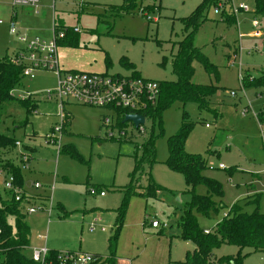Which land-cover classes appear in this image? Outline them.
I'll return each instance as SVG.
<instances>
[{
    "label": "rangeland",
    "instance_id": "obj_1",
    "mask_svg": "<svg viewBox=\"0 0 264 264\" xmlns=\"http://www.w3.org/2000/svg\"><path fill=\"white\" fill-rule=\"evenodd\" d=\"M3 1H7L11 10V0L0 3ZM201 2L136 0L115 11L122 7L123 0H41L38 14L29 6L16 8L14 24L18 28L21 23L29 39L39 36L46 40L52 37L54 22L67 28L77 27L80 30L75 35L77 41L72 46L62 43L58 46V62L64 71L128 75L134 69L143 78L173 81L171 58L176 51L175 43L184 36L181 18L189 16ZM244 2L249 11L235 14L226 4L225 11H231L235 17L231 23L224 22L212 5L194 35V45L217 69L215 75L198 61L192 63L194 84L217 87L208 99V108L175 101L161 111V124L146 116L138 130L131 122L120 125L119 116H113L114 127H100L101 115H115L113 110L70 103L66 111L71 121L64 127L61 138L65 149L56 154L51 146L44 145L45 134L53 125H60L58 103L46 98L47 91L56 84V77L51 71H39L32 80L23 77L14 95L20 99L30 96L34 108L29 112V105L13 100L0 110V133L21 143L3 151L1 159L20 170L27 196H48L24 204L32 249L42 247L46 237L48 249L108 257V239L119 225L118 209L124 188L130 182L133 156L136 153L138 159L142 158L143 144L153 137L156 162L150 167L144 164L139 185L147 186L150 175L166 190L158 193V198L137 194L129 197L118 229L115 264H184L185 253L194 250L191 241L177 237L180 205L189 200L188 187L182 176L170 171L164 163L168 157L167 138L179 131L183 113L185 120L193 123L184 143L186 151L206 159L204 174L216 179L224 192L220 200L226 208L208 217L196 215L199 226L213 229L236 202L248 203L244 211L250 213L256 207L252 202L258 199L259 211L264 213V147L257 118L264 107V92L244 87L237 67L229 64V55L237 52L243 79H253L264 68V16L255 12L254 0ZM5 12L6 9L3 14L0 12L1 21L5 20ZM254 20L258 23L256 29ZM254 31L261 34L255 36ZM4 35L0 43L10 38L7 32ZM16 45L21 47L22 43L11 41L6 48L10 51ZM163 57L165 65L161 66ZM122 59L131 62L134 68H126ZM230 91L236 95H230ZM120 130L125 131L126 138L120 136ZM73 148L79 157L68 152ZM25 152L32 157L27 163L20 161L21 153ZM9 173L8 169L3 171L4 175ZM3 180L0 176L1 193ZM35 181L42 187L32 188ZM92 188L96 193H91ZM100 191L104 196L99 195ZM195 191L205 194L206 190L197 186ZM50 198L48 216L41 208L49 207ZM29 207L37 211L27 214L25 210ZM153 219L159 221V228H151ZM7 222L15 230L14 219L9 217ZM237 251L234 245L222 244L213 250L212 260L216 263L221 256H235ZM25 253L30 255L31 249H25ZM241 253L246 255L243 264H264L263 251L244 248Z\"/></svg>",
    "mask_w": 264,
    "mask_h": 264
},
{
    "label": "trees",
    "instance_id": "obj_2",
    "mask_svg": "<svg viewBox=\"0 0 264 264\" xmlns=\"http://www.w3.org/2000/svg\"><path fill=\"white\" fill-rule=\"evenodd\" d=\"M135 1L123 0L122 7H117L114 10L125 8ZM218 2L219 0H202L201 4L189 16L181 18V22L184 25V36L175 43L176 51L171 58L172 73L175 75V80L158 81L160 92L157 103L143 112L145 117L150 116L153 121L158 120L159 124H161V111L175 101L183 104L194 102L199 109L208 108V99L217 90V87L194 84L191 81L194 74L192 63L195 60L198 61L206 71L213 72L215 75L217 69L215 65L209 62L200 49L194 45L193 39L198 28L206 19L207 10L212 5L216 6ZM254 5L255 12L264 16V0H254ZM224 11L225 9L220 12L224 22L231 23L235 20L231 11ZM55 27L61 29L65 26L55 23ZM75 35L71 28H67L65 38L58 40V43L72 46L77 41ZM165 60L166 58L163 57L160 63L161 66L165 65ZM121 63L128 69L134 68L129 61H123L122 59ZM131 74L139 76L134 69ZM22 79L21 67L10 63L6 56L0 58V110L10 105L13 100L29 105V112L34 108L30 96L20 99L14 95V91L22 85ZM242 82L244 87H254L264 92V71L261 69L258 76L253 79H243ZM114 111L119 116V124L123 125L125 123L123 121L124 115H126L127 111L118 108ZM184 115L185 113L182 114L183 121L179 131L167 138L168 157L164 162L170 171L179 173L182 176L185 185L188 187L189 200L180 205L181 215L177 222L179 228L177 237L180 240L191 241L194 244V250L185 253L184 264H243L246 255L241 252L244 248L264 252V213L259 211L258 199L252 202L256 207L250 213L244 211V206L248 203L240 204V202H236L230 207L226 216H223L209 233L203 232L204 229L199 226L196 215L208 217L211 213L217 214L225 209L226 207L220 200L224 192L222 185L216 179L204 174L207 169L206 159L200 154L186 151L184 143L192 129L193 123L186 121ZM70 117L65 122V125L70 121ZM258 117L264 124V113L259 112ZM100 127H102V124H100ZM137 129L139 130V128ZM120 136L124 139L125 133ZM110 139L113 138L110 137ZM16 141L12 136L0 133V168L8 169L14 176L15 185L21 188L23 184L20 170L9 162L4 163L1 159L3 151L16 147ZM63 148L65 149V145L62 146V150ZM68 152L74 157H79L74 148L69 149ZM133 157L134 167L129 176L130 182L124 188V196L118 209L119 225L108 239L110 254L105 258L100 255H94L97 260L90 264H115L114 249L118 229L122 225V218L131 195L137 194L146 198H158V193L166 190L154 182L150 175L147 186L142 187L139 185V179L144 174V164L150 167L156 162L153 137L143 144V157L138 159L136 153ZM136 182L138 186L135 185ZM197 186H203L206 190L205 194L197 193L195 191ZM20 204L21 202L15 201L14 196L10 192H0V264H40L25 253V249L29 248L30 245V229L25 221V214L22 212ZM9 217L14 219L15 230L7 222ZM222 244L234 245L238 248V251L235 256H221L214 263L212 252ZM58 255V251L49 250L44 258V264H62L58 260Z\"/></svg>",
    "mask_w": 264,
    "mask_h": 264
},
{
    "label": "built area",
    "instance_id": "obj_3",
    "mask_svg": "<svg viewBox=\"0 0 264 264\" xmlns=\"http://www.w3.org/2000/svg\"><path fill=\"white\" fill-rule=\"evenodd\" d=\"M223 2V3H222ZM226 2V3H225ZM40 0H11L12 8L18 6H29L37 13ZM229 4L230 8L235 14L238 11H249L244 0H223L216 4L214 11L220 13ZM258 23L253 21V28L256 29ZM72 32L79 33L77 27L71 28ZM9 32L16 34L17 39L22 43V46L8 58L9 62L13 65L19 66L22 69V76L27 77L29 80L35 78V74L39 71H51L56 77V84L46 93V98L54 100L58 103L59 113L57 114L60 119V125H54L48 133L44 136V145L51 146L56 154L62 150L61 138L65 122L68 120L70 114L66 111V106L70 103L90 107H102L109 110L116 108L126 110V114H138L144 116L148 108L157 103L159 97V82L157 80L143 78L141 76H133L131 73L128 75L107 74V73H92V72H79V71H64L60 68L58 62V40L65 38L67 27L57 29L55 24L52 28V37L49 40L43 39L39 36H31L25 33H19L13 20L9 21ZM255 36H259V31H254ZM229 64L236 66L238 69V78L243 81L240 74L241 57L237 52L229 55ZM264 71V68H263ZM243 85V82H242ZM232 96L236 95L235 91H230ZM27 96V95H26ZM115 112V111H114ZM246 110H243V114ZM264 113V107L261 111ZM116 113V112H115ZM115 115H104L101 119L102 127H114ZM125 116V115H124ZM259 119V117L257 116ZM142 125H139V129ZM260 133L263 139L264 147V124L259 120ZM120 135L124 134V130H120ZM112 137V135H107ZM16 147L21 146L17 140ZM30 159V154L21 153L20 161L27 163ZM220 167H222L220 165ZM3 169L0 168V176H3V189L10 192L14 196L15 201L22 202L25 198L22 189L15 185V179L12 174H3ZM33 187L40 188L39 182H34ZM53 189V188H52ZM91 193H96L95 189H91ZM99 195L103 196L104 192L100 191ZM48 214L51 211V198L49 207H43ZM35 207H29L25 210L27 214L35 213ZM226 216V213L223 214ZM151 227L157 228L160 226L158 220L153 219L150 221ZM211 230L204 229V233H209ZM47 247L44 245L40 248H33L31 251V258L44 264V258L48 253ZM58 260L62 264H90L97 260V257L88 253H75V252H59Z\"/></svg>",
    "mask_w": 264,
    "mask_h": 264
},
{
    "label": "crops",
    "instance_id": "obj_4",
    "mask_svg": "<svg viewBox=\"0 0 264 264\" xmlns=\"http://www.w3.org/2000/svg\"><path fill=\"white\" fill-rule=\"evenodd\" d=\"M41 1V0H40ZM0 6H2L4 9H6L7 10V12H5V20L4 21H1L0 20V37H2L3 39L5 38V35L4 36H2L5 32H7V35L10 37V38H7V39H5V40H2V43H0V46L1 47H3V50L0 48V51H1V56H0V58H2L3 56H6V57H11L20 47L18 46V45H16V46H14V47H12L11 48V50L9 51V50H7V48H8V46H7V48H6V44H8V43H10L11 41H18L19 42V40L17 39V35L15 34H11L10 32H9V21L10 20H15L16 18H17V13H16V8H18V7H23V8H27V7H25V6H18V7H15V8H12V7H10L11 8V10H9L8 9V3H7V1H3V2H1L0 3ZM10 6H11V4H10ZM28 8H30V7H28ZM4 9H1L0 8V12L2 13V12H4ZM31 10L33 9L32 7L30 8ZM34 13H36L34 10H32ZM22 12H23V14H25V12L22 10ZM3 14V13H2ZM36 14H38V9H37V13ZM56 22H54V24H55ZM19 25V27L17 28L18 29V32L19 33H25V34H27V35H29L28 34V32H27V29L26 28H24L23 27V25L21 24V23H19L18 24ZM75 34H78V33H75ZM30 36V35H29ZM6 40H9V42H6ZM49 40V39H48ZM60 44L58 43V46H59ZM62 46H64V45H62ZM67 46V45H66ZM69 48V47H68ZM57 53H58V49H57ZM23 99V98H22ZM69 105V104H68ZM105 114H103V115H101V117H103ZM71 118V117H70ZM71 121V120H70ZM70 121L68 122V123H70ZM143 125V124H142ZM54 126V125H53ZM52 126V127H53ZM66 126V125H65ZM51 127V128H52ZM137 128H139V126L137 127ZM50 130V129H49ZM63 131H64V129H63ZM95 137V136H94ZM29 150H30V152H33L32 151V149L31 148H29ZM30 159H32V157H31V154H30ZM29 159V160H30ZM1 169H3V168H1ZM4 171H5V169H3ZM35 182H38V181H35ZM41 187H42V185H41ZM2 188H3V186H2ZM32 188H35V187H33V185H32ZM21 189H22V192L24 191L23 190V185H22V187H21ZM3 191H5L4 189H3ZM23 194H24V196H25V198H24V200L21 202V204H20V207H21V210H22V212L24 211V204L25 203H30V201L32 200V199H39V200H45L46 198H48V196H42V195H35V196H31V195H26V192L24 191L23 192ZM104 196V195H103ZM49 203H50V201H49ZM45 207V206H44ZM43 209V207L41 208V210ZM43 211H45L46 213H47V215L49 216L50 215V213L48 214V212L44 209ZM51 212V211H50ZM24 213V212H23ZM26 221V220H25ZM26 223H27V221H26ZM28 224V223H27ZM29 226V225H28ZM151 226V225H150ZM30 227V226H29ZM151 228H153V229H157V228H159V227H157V228H154V227H151ZM209 230H211V229H209ZM29 238H30V236H29ZM43 240H44V245L46 246V237H44L43 238ZM180 240V239H179ZM43 245V246H44ZM28 249H31V251H32V247H30V245H29V248ZM47 249H48V247H47ZM48 250H56V251H59V250H57V249H54V248H52V249H48ZM68 252H75V253H87V252H83V251H75V250H67ZM88 254H90V253H88ZM92 255H98V254H92ZM30 256H31V254H30ZM122 260V259H121ZM128 264V263H127ZM130 264V263H129Z\"/></svg>",
    "mask_w": 264,
    "mask_h": 264
},
{
    "label": "water",
    "instance_id": "obj_5",
    "mask_svg": "<svg viewBox=\"0 0 264 264\" xmlns=\"http://www.w3.org/2000/svg\"><path fill=\"white\" fill-rule=\"evenodd\" d=\"M124 122H131L135 128L142 125L145 121L144 116L138 114H126L123 119Z\"/></svg>",
    "mask_w": 264,
    "mask_h": 264
}]
</instances>
